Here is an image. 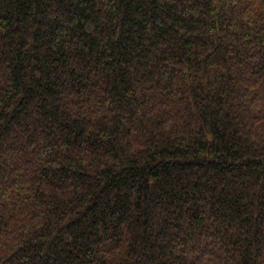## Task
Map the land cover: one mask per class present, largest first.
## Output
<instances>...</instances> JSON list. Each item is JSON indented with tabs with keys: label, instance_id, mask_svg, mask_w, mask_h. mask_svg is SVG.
Segmentation results:
<instances>
[{
	"label": "trees",
	"instance_id": "1",
	"mask_svg": "<svg viewBox=\"0 0 264 264\" xmlns=\"http://www.w3.org/2000/svg\"><path fill=\"white\" fill-rule=\"evenodd\" d=\"M0 264H264V0H0Z\"/></svg>",
	"mask_w": 264,
	"mask_h": 264
}]
</instances>
